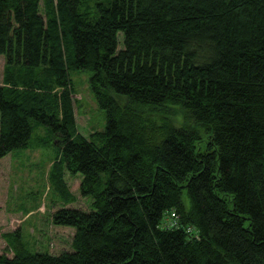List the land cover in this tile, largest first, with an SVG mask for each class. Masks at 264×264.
<instances>
[{
    "label": "trees",
    "instance_id": "16d2710c",
    "mask_svg": "<svg viewBox=\"0 0 264 264\" xmlns=\"http://www.w3.org/2000/svg\"><path fill=\"white\" fill-rule=\"evenodd\" d=\"M0 55V161L45 129L48 193L77 200L68 171L92 199L52 215L73 252L18 231L0 264H264V0H0ZM77 72L107 118L90 140Z\"/></svg>",
    "mask_w": 264,
    "mask_h": 264
},
{
    "label": "rangeland",
    "instance_id": "374dc122",
    "mask_svg": "<svg viewBox=\"0 0 264 264\" xmlns=\"http://www.w3.org/2000/svg\"><path fill=\"white\" fill-rule=\"evenodd\" d=\"M120 40L123 41V34H119ZM5 65L6 59L0 55V87L4 86ZM90 76V72L72 74L78 91L72 95L76 104V124L78 132L87 140L104 131L107 124L106 114L91 90ZM45 136V129L34 131L32 148L10 154L0 161V254L7 253L13 257V252L8 251L5 236L18 231H22L23 240H27L35 252L56 256L73 252L72 240L76 230L53 225L52 215L62 208L91 211L92 199L81 194V175L74 176L66 171L64 176L69 191L77 198L74 203L64 205L56 193H48V173L58 150L55 146L39 147L40 137Z\"/></svg>",
    "mask_w": 264,
    "mask_h": 264
},
{
    "label": "built area",
    "instance_id": "2783aa9c",
    "mask_svg": "<svg viewBox=\"0 0 264 264\" xmlns=\"http://www.w3.org/2000/svg\"><path fill=\"white\" fill-rule=\"evenodd\" d=\"M177 219H179V216L174 214V212L171 213L170 218L167 220V227L179 228V222L177 221ZM189 232H192V230L189 229ZM194 238L199 240V234L194 233Z\"/></svg>",
    "mask_w": 264,
    "mask_h": 264
},
{
    "label": "crops",
    "instance_id": "0c3cea01",
    "mask_svg": "<svg viewBox=\"0 0 264 264\" xmlns=\"http://www.w3.org/2000/svg\"><path fill=\"white\" fill-rule=\"evenodd\" d=\"M2 82H3V79H2Z\"/></svg>",
    "mask_w": 264,
    "mask_h": 264
}]
</instances>
